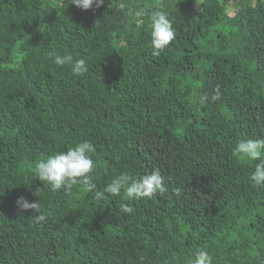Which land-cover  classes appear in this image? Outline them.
I'll list each match as a JSON object with an SVG mask.
<instances>
[{
    "label": "trees",
    "instance_id": "1",
    "mask_svg": "<svg viewBox=\"0 0 264 264\" xmlns=\"http://www.w3.org/2000/svg\"><path fill=\"white\" fill-rule=\"evenodd\" d=\"M157 10L175 39L154 56ZM246 138H264V0H0V264H187L201 249L213 264H264L258 162L232 155ZM83 141L95 189L53 192L35 177L37 162ZM153 169L163 196L96 198ZM21 196L47 220L20 210Z\"/></svg>",
    "mask_w": 264,
    "mask_h": 264
},
{
    "label": "clouds",
    "instance_id": "2",
    "mask_svg": "<svg viewBox=\"0 0 264 264\" xmlns=\"http://www.w3.org/2000/svg\"><path fill=\"white\" fill-rule=\"evenodd\" d=\"M71 4L82 10H89L93 7L100 8L104 0H70ZM138 22L142 23L145 13L143 10L134 13ZM149 28L151 37L152 55H160L169 44L175 39V29L168 18V14L163 10L153 11L149 17ZM53 57V62L57 66H70L71 72L77 76H83L88 72L87 62L84 59L74 60L70 53L60 55L49 53ZM209 97L204 95L200 102L208 101ZM213 101L219 99L217 95L211 97ZM95 146L89 141L77 143L69 147L66 151L58 152L44 160H40L35 165V177L43 184L46 183L55 192L63 189L70 192L74 186L84 185L89 190L95 189L92 173L94 171ZM233 157L249 161H257L250 180L253 187L264 185V138L240 139L232 149ZM38 192V191H37ZM36 192V193H37ZM167 192L164 184V177L159 169H153L150 174L139 177H130L127 173H122L108 183L103 191L96 192V198H102L104 193L112 196H123L128 200H138L142 198H152L159 194L163 196ZM34 193V195H36ZM16 204L22 211L34 210L37 215L34 217L35 223L39 224L47 220V216L41 213L38 201L30 202L25 197L17 198ZM122 212L133 213L134 209L128 204L121 205ZM187 264H213V258L203 249L194 251L189 257Z\"/></svg>",
    "mask_w": 264,
    "mask_h": 264
}]
</instances>
